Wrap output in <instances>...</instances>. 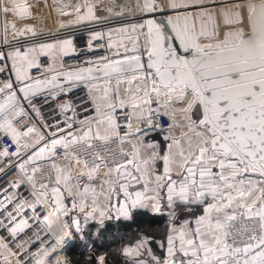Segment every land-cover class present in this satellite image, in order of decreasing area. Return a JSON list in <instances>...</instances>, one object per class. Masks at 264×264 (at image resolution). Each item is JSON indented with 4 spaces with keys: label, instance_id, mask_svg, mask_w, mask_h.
Masks as SVG:
<instances>
[{
    "label": "snow or ice",
    "instance_id": "1",
    "mask_svg": "<svg viewBox=\"0 0 264 264\" xmlns=\"http://www.w3.org/2000/svg\"><path fill=\"white\" fill-rule=\"evenodd\" d=\"M33 7L0 0V264L165 210L126 264H264V0H62L47 40Z\"/></svg>",
    "mask_w": 264,
    "mask_h": 264
},
{
    "label": "trees",
    "instance_id": "2",
    "mask_svg": "<svg viewBox=\"0 0 264 264\" xmlns=\"http://www.w3.org/2000/svg\"><path fill=\"white\" fill-rule=\"evenodd\" d=\"M196 211L183 210L188 215ZM168 227V212L161 214L148 212L136 215L131 220L90 221L82 236H75V243L68 249L67 255L73 264H94L99 255H105L109 264H126V258L120 250L134 242L139 236L153 235L161 237Z\"/></svg>",
    "mask_w": 264,
    "mask_h": 264
},
{
    "label": "built area",
    "instance_id": "3",
    "mask_svg": "<svg viewBox=\"0 0 264 264\" xmlns=\"http://www.w3.org/2000/svg\"><path fill=\"white\" fill-rule=\"evenodd\" d=\"M28 2L29 4L34 5V7L32 8L34 18L28 19L25 21H17V24L18 26H20V24L22 23L34 24L37 27L38 32L40 29H44L45 30L44 34L39 35L37 39L47 40L48 33L55 31L58 25V22L56 19V9L53 8L54 7L52 3L53 1L49 0L50 3H47L45 1L39 2V0H28ZM5 19L9 23L14 19V17L11 15H9L6 18L0 17V24H2ZM109 26H112V25H104L103 27H109ZM88 28L89 27H82L80 25V26H77L71 29V31H75L79 44H83L84 41L87 39ZM10 38L11 36L9 35V39ZM67 59H68V62L70 63L73 62L71 58H67ZM16 178H17L16 174H11L6 179H4L2 175H0V184L7 183L11 180H15ZM74 243H75V238L73 240L68 241L66 247L60 252V259L62 261H66L67 264H73L71 260L69 259L67 252H68V249Z\"/></svg>",
    "mask_w": 264,
    "mask_h": 264
},
{
    "label": "bare ground",
    "instance_id": "4",
    "mask_svg": "<svg viewBox=\"0 0 264 264\" xmlns=\"http://www.w3.org/2000/svg\"><path fill=\"white\" fill-rule=\"evenodd\" d=\"M52 1H53L52 3H53V6H54V9H56L57 5H58L59 3L62 2V0H52ZM71 2H72V3H76L77 0H71ZM103 2H104V3H107V0H103ZM101 6H103V5H101ZM61 18H66V17H61ZM10 23H11V22H9V25H10ZM9 32H11L10 27H9Z\"/></svg>",
    "mask_w": 264,
    "mask_h": 264
},
{
    "label": "rangeland",
    "instance_id": "5",
    "mask_svg": "<svg viewBox=\"0 0 264 264\" xmlns=\"http://www.w3.org/2000/svg\"><path fill=\"white\" fill-rule=\"evenodd\" d=\"M44 1L47 2V3H50L49 0H44ZM53 8H54V7H53ZM56 19H57V22H59V20H61V19L67 21L69 18H68V17H66V18H61V17L58 15L57 11H56ZM81 26H82V27H90V26H88V25H81Z\"/></svg>",
    "mask_w": 264,
    "mask_h": 264
},
{
    "label": "crops",
    "instance_id": "6",
    "mask_svg": "<svg viewBox=\"0 0 264 264\" xmlns=\"http://www.w3.org/2000/svg\"><path fill=\"white\" fill-rule=\"evenodd\" d=\"M95 222H97V221H95Z\"/></svg>",
    "mask_w": 264,
    "mask_h": 264
}]
</instances>
